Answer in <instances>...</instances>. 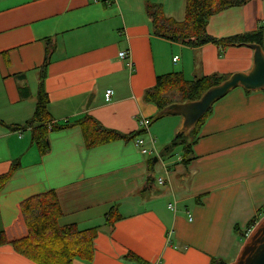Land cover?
<instances>
[{
  "label": "crops",
  "instance_id": "crops-1",
  "mask_svg": "<svg viewBox=\"0 0 264 264\" xmlns=\"http://www.w3.org/2000/svg\"><path fill=\"white\" fill-rule=\"evenodd\" d=\"M153 1L167 18L183 21L186 0ZM144 2L0 0V176L14 161L20 164L0 191V232L7 241L0 246V264H36L11 243L27 236L20 204L49 191L63 213L60 227H97L92 261L72 264H230L253 228L249 222L264 216V92L237 88L216 102L186 164L180 162L182 149L175 160L160 156L182 118L165 116L151 126L158 110L144 99L166 74L193 81L248 72L252 50L221 52L213 43L191 48L156 37ZM206 29L214 39L264 30V0L225 10ZM46 47L48 113L55 124L69 127L49 133V151L40 156L31 129L18 127L33 116ZM122 51L128 58L118 57ZM108 89L113 95L105 102ZM85 115L125 135L141 130L139 119L147 120L138 138L151 156L141 154L134 140L87 150L72 126ZM163 119L171 128L166 136L156 129ZM156 140L163 146L158 152ZM157 168L161 174L154 181ZM114 207L121 219L105 226ZM128 254L141 261L127 260Z\"/></svg>",
  "mask_w": 264,
  "mask_h": 264
},
{
  "label": "trees",
  "instance_id": "trees-1",
  "mask_svg": "<svg viewBox=\"0 0 264 264\" xmlns=\"http://www.w3.org/2000/svg\"><path fill=\"white\" fill-rule=\"evenodd\" d=\"M250 0H186L185 15L181 22L167 18L162 8L153 0H145L144 10L151 21L153 35L171 42L181 43L187 47L198 48L208 43L219 47L221 52L228 48L242 47L244 44H257L264 51V30L237 35L225 39H214L207 33V23L215 15L232 8L244 6ZM50 40L46 43L48 44ZM46 58L40 68L39 83L36 94V104L33 116L22 127L31 129V145L35 146L39 155L49 151L48 135L62 131L69 127L68 123L57 125L48 113V97L44 89L46 70L50 63V53L46 47ZM228 78V77H227ZM216 74L200 77L193 81H185L179 73L166 74L156 78L155 86L145 93L144 99L152 103L158 112L174 103H186L198 100L209 88L225 80ZM249 93L250 91H245ZM264 92V90H262ZM212 109V108H211ZM211 109L189 131H181L164 149L161 157H172L177 148L182 149L181 164L188 162L192 153V145L197 141L198 131ZM158 115L152 123L158 120ZM50 124L51 130H47ZM0 125H3L0 122ZM80 129L83 143L87 150L115 141L131 142L142 136L144 130L132 134H121L103 127L93 117L85 115L72 124ZM15 129L14 126H6ZM155 157L147 160L149 169L154 165ZM19 161L12 163L7 174L0 176V191L7 180L19 168ZM20 212L27 229V236L11 243L14 251L35 262L36 264H72L74 259L89 263L93 259V241L97 234V227L81 230L76 225L60 227L59 219L63 216L57 195L49 191L33 196L20 204ZM264 215V211H263ZM121 219L117 208L114 207L104 216L105 226L112 227ZM259 220H251L249 228L254 227ZM237 230V228H235ZM245 239V237L243 236ZM7 244L5 236L0 232V246ZM129 261L139 263V258L133 254L125 257ZM212 264H225L219 260H212Z\"/></svg>",
  "mask_w": 264,
  "mask_h": 264
},
{
  "label": "water",
  "instance_id": "water-1",
  "mask_svg": "<svg viewBox=\"0 0 264 264\" xmlns=\"http://www.w3.org/2000/svg\"><path fill=\"white\" fill-rule=\"evenodd\" d=\"M253 52L252 67L248 72L235 73L217 85L206 90L196 101L174 103L158 112V118L179 116L182 118V131H189L212 106L231 91L242 88L244 91L264 90V51L257 44H244ZM230 264H264V216L253 227L233 262Z\"/></svg>",
  "mask_w": 264,
  "mask_h": 264
},
{
  "label": "built area",
  "instance_id": "built-area-1",
  "mask_svg": "<svg viewBox=\"0 0 264 264\" xmlns=\"http://www.w3.org/2000/svg\"><path fill=\"white\" fill-rule=\"evenodd\" d=\"M128 56H129V52H127V51H122V52H119V54H118V57L120 59H122V60L128 58ZM176 60H177V57H174L173 58V62H176ZM112 95H113L112 90H110V89L106 90L105 93H104V101L105 102H109L111 100ZM138 124H139V128L141 130H144L145 132L147 131L148 126H149V123H148L147 120H145V119H139ZM47 130L48 131L51 130L50 124H47ZM134 142H135L136 146L139 148L141 154L147 155V156H151L153 150L152 149L149 150L148 148H146L144 146V144H143V141L140 138L135 139ZM157 183L159 185H163V180L161 178H159L157 180ZM188 219H189V221L191 220V216L190 215H188Z\"/></svg>",
  "mask_w": 264,
  "mask_h": 264
},
{
  "label": "rangeland",
  "instance_id": "rangeland-1",
  "mask_svg": "<svg viewBox=\"0 0 264 264\" xmlns=\"http://www.w3.org/2000/svg\"><path fill=\"white\" fill-rule=\"evenodd\" d=\"M163 120H165V121H162V122H164V123H162V126L161 125H159L160 123H158L157 125H156V129H158V131L159 132H162V135H164V136H166V135H169V131H170V126L167 124L168 123V121L167 120H169V119H163ZM155 123H152L151 124V126L152 125H154ZM182 123H181V126H180V128H179V131L175 134V136H173V139L178 135V134H180V132L182 131ZM156 138H157V136H156ZM172 139V140H173ZM171 140V141H172ZM162 147L163 146H161V144L160 143H158L157 144V140H156V151L158 152V151H160V149H162ZM181 153V148H178L175 152H174V156L173 157H171L170 159H176L177 157H179L177 154H180ZM160 171H159V168H157L156 170H154L153 171V179H154V181L158 178V177H160ZM153 190H157V185H156V183H155V186H152L151 187V192L153 191Z\"/></svg>",
  "mask_w": 264,
  "mask_h": 264
}]
</instances>
